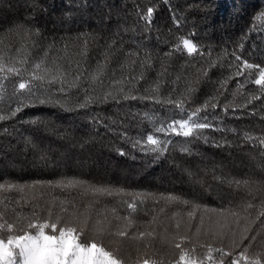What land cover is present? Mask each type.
<instances>
[{"label":"trees","instance_id":"1","mask_svg":"<svg viewBox=\"0 0 264 264\" xmlns=\"http://www.w3.org/2000/svg\"><path fill=\"white\" fill-rule=\"evenodd\" d=\"M0 57V238L55 222L124 264H264V86L236 75L264 67V0H0ZM197 109L194 136L156 131Z\"/></svg>","mask_w":264,"mask_h":264},{"label":"snow or ice","instance_id":"2","mask_svg":"<svg viewBox=\"0 0 264 264\" xmlns=\"http://www.w3.org/2000/svg\"><path fill=\"white\" fill-rule=\"evenodd\" d=\"M153 14V8H147V14L141 18L151 22ZM184 46L187 48L189 54L196 52V47L192 45L189 40H183ZM237 61L241 60L239 55L235 56ZM42 63V62H41ZM3 58L0 57V71L3 70ZM41 64H37L36 68H40ZM259 68V78L254 79L255 85L264 86V67H260L258 64L254 65L249 63L247 60H244L242 65L237 67L236 75H243L244 69H253ZM12 71V69H9ZM47 71V70H45ZM41 79L42 77H36ZM28 87L26 83L20 82L18 84L19 89H25ZM264 91V87L261 89ZM29 93L31 88H28ZM258 99L259 97H254ZM44 101H41L43 103ZM215 107V105H212ZM83 107V105H82ZM21 109L17 107L12 111L11 115L15 116L17 112ZM200 113V109L192 112L188 115L187 119L183 118H174L169 123H161L159 127L156 128L157 132L168 133V130L171 129L176 135H182L183 137H192L198 129H205L210 127L207 123V117H203L202 121L194 119ZM5 119L4 116H0V120ZM179 126L177 130L176 126ZM186 129V130H185ZM147 143L151 145H157V147L150 149V151L162 154L166 150V144L163 140L154 139L152 134L147 135ZM139 143V142H138ZM159 145H164L160 147ZM142 151L144 149H141ZM187 151V149H185ZM120 155H124L123 152ZM69 186L74 184L73 181L68 182ZM2 187V185H0ZM129 207H133L132 204H129ZM35 225L29 224L28 227L32 228ZM0 227H3L0 225ZM53 232L56 231V225L53 224ZM11 228V225H9ZM74 228H62L60 234L49 236L48 239L52 241L54 250L58 253V258L63 261V264H120V261L114 259L112 254L108 251H105L103 247L97 246L96 243H82L77 239L75 235ZM67 233L70 238V244L65 243V234ZM123 235V233H121ZM28 237V233L25 232L23 235H9L7 239L0 238V264H34V249L36 247V241L33 240L32 243H23ZM255 237H253L254 239ZM18 258V259H17ZM181 261H184V264H191V261L187 260L185 256L180 257ZM231 264H236V261H232Z\"/></svg>","mask_w":264,"mask_h":264},{"label":"clouds","instance_id":"3","mask_svg":"<svg viewBox=\"0 0 264 264\" xmlns=\"http://www.w3.org/2000/svg\"><path fill=\"white\" fill-rule=\"evenodd\" d=\"M53 224L56 225V231L53 232ZM62 228H69L59 226L55 222L44 223L40 222L32 227L33 230L27 231L28 237L23 243H32L36 241L34 249V264H63V261L58 258V253L55 252L52 241L48 239L49 236L59 235ZM70 238L65 234V243L70 244Z\"/></svg>","mask_w":264,"mask_h":264},{"label":"rangeland","instance_id":"4","mask_svg":"<svg viewBox=\"0 0 264 264\" xmlns=\"http://www.w3.org/2000/svg\"><path fill=\"white\" fill-rule=\"evenodd\" d=\"M75 235L77 236V239L80 241V242H82L83 243V239H81L82 237H81V235H79L76 231H75ZM92 243H96V242H92ZM89 244V243H88ZM91 244V243H90ZM97 244V246H99V247H103L104 249H105V251H108L109 253H111V251H109L104 245H102V244H100V243H96ZM112 254V253H111ZM112 256H113V258L114 259H117L113 254H112ZM18 259V258H17ZM117 260H119V259H117ZM120 261V264H124L121 260H119ZM143 264H148V263H143Z\"/></svg>","mask_w":264,"mask_h":264}]
</instances>
